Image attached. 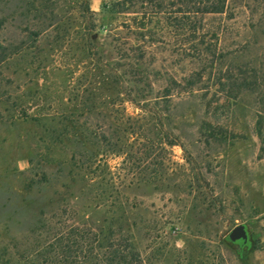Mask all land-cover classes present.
<instances>
[{
	"label": "rangeland",
	"instance_id": "rangeland-1",
	"mask_svg": "<svg viewBox=\"0 0 264 264\" xmlns=\"http://www.w3.org/2000/svg\"><path fill=\"white\" fill-rule=\"evenodd\" d=\"M134 1L0 0V264H44L75 229L113 234L135 264H264V0ZM72 118L124 129L127 153L75 164L93 148ZM239 224L248 246L227 240Z\"/></svg>",
	"mask_w": 264,
	"mask_h": 264
},
{
	"label": "trees",
	"instance_id": "trees-1",
	"mask_svg": "<svg viewBox=\"0 0 264 264\" xmlns=\"http://www.w3.org/2000/svg\"><path fill=\"white\" fill-rule=\"evenodd\" d=\"M104 2L101 5V10L103 12H113V13H128L129 10L132 9L134 6V0H111L110 2ZM225 3L226 0H180V4L184 9H191L188 8L190 4H193V9L202 14H222L225 10ZM160 7V6H159ZM36 35V34H34ZM91 39H94L92 36ZM96 47L88 44L84 46V50L89 52L93 51ZM17 49V48H16ZM1 52H5L6 48L0 47ZM15 51V50H14ZM16 53V52H13ZM93 54V52H91ZM94 55V54H93ZM141 59V57H140ZM101 68L103 67L106 71L112 72L108 65L105 63H101ZM126 64H122L119 66V69L125 67ZM101 68H95L98 70V73H103ZM118 69V68H115ZM140 74L134 73V80L133 82L136 84L144 83L145 78L142 79ZM109 76H105L104 78H108ZM116 84L121 83L120 79L115 80ZM107 84V83H106ZM140 99L145 98V95L138 94ZM86 110V113L89 115L92 114L93 105ZM142 112H146V108L143 106L141 108ZM145 118V117H144ZM124 121V118L123 120ZM130 121V118L125 119L124 123ZM68 127L70 129V135L73 138V143L78 146L82 147L86 143L93 148V152H91L88 156L84 153L78 154L79 157L74 158L76 161L75 164L78 162L83 165L84 163H90L91 165H96L99 162V156H103L107 153H112L115 156H123L125 155L126 149L122 145L123 141L127 142L125 139V130L121 129V131L112 132L111 137L107 138L103 134H97L94 132L91 127L87 126L86 124H80L78 119L68 120ZM160 123V120H159ZM118 124H122L123 122H119ZM209 137H211L209 135ZM223 137V135H222ZM224 138V137H223ZM113 139L114 141H111ZM168 145H173L172 143H168ZM103 149V150H102ZM103 151V152H101ZM75 155V156H76ZM85 156L87 160H84ZM84 157V158H83ZM82 158V159H81ZM97 166V165H96ZM78 169H82L84 166H76ZM98 168V166H97ZM45 221V220H44ZM44 221L39 223V227L37 230L43 231L44 233H49L51 230ZM101 233H95L94 237H89L87 233H84L78 229H75L74 232H70L69 234H63L59 231L56 233V236L53 242H48L45 247L42 248L43 252L39 255L44 264H52L50 261L52 254L56 257H59L60 264H85V261H90V264H135L136 260L133 258L134 254L131 250L130 245H124L123 248H119L117 244L114 243L113 234L104 236L102 230ZM92 236V234H91ZM78 237V238H77ZM231 243V242H230ZM235 244V243H232ZM242 245V244H241ZM245 246V245H242ZM248 246V244H246Z\"/></svg>",
	"mask_w": 264,
	"mask_h": 264
},
{
	"label": "water",
	"instance_id": "water-1",
	"mask_svg": "<svg viewBox=\"0 0 264 264\" xmlns=\"http://www.w3.org/2000/svg\"><path fill=\"white\" fill-rule=\"evenodd\" d=\"M249 234L247 231V226L245 224H239L235 226L227 236V240L231 243H237L240 241L242 245L249 243Z\"/></svg>",
	"mask_w": 264,
	"mask_h": 264
},
{
	"label": "flooded vegetation",
	"instance_id": "flooded-vegetation-1",
	"mask_svg": "<svg viewBox=\"0 0 264 264\" xmlns=\"http://www.w3.org/2000/svg\"><path fill=\"white\" fill-rule=\"evenodd\" d=\"M237 243L242 244L240 241H238Z\"/></svg>",
	"mask_w": 264,
	"mask_h": 264
}]
</instances>
